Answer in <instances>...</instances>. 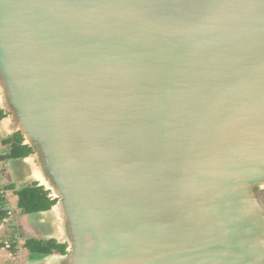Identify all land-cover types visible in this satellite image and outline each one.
<instances>
[{
  "label": "water",
  "instance_id": "95a60500",
  "mask_svg": "<svg viewBox=\"0 0 264 264\" xmlns=\"http://www.w3.org/2000/svg\"><path fill=\"white\" fill-rule=\"evenodd\" d=\"M0 109L71 248L26 262L259 264L264 0H0Z\"/></svg>",
  "mask_w": 264,
  "mask_h": 264
},
{
  "label": "trees",
  "instance_id": "16d2710c",
  "mask_svg": "<svg viewBox=\"0 0 264 264\" xmlns=\"http://www.w3.org/2000/svg\"><path fill=\"white\" fill-rule=\"evenodd\" d=\"M5 116V115H4ZM3 118V110L0 109V119ZM2 144L8 147V153L0 154V165L4 163L8 158H18L28 156L32 149L30 146L23 144V135L20 132L8 136L2 140ZM3 175L5 174V168L1 165ZM4 178V177H3ZM5 194L15 197L16 208L19 213H33L37 211L47 210L54 202L47 195V191L43 186H39L36 182L31 183L28 186L22 188H16L12 183H7L4 187ZM7 195V196H8ZM3 206L6 209H12L8 203V197L0 198ZM13 210V209H12ZM5 215V211H0V219ZM54 239L39 240L35 238L21 239L22 248L35 254H47L53 250V247L59 246L55 243ZM4 245L3 242L0 243ZM12 250H15V244H12Z\"/></svg>",
  "mask_w": 264,
  "mask_h": 264
},
{
  "label": "rangeland",
  "instance_id": "374dc122",
  "mask_svg": "<svg viewBox=\"0 0 264 264\" xmlns=\"http://www.w3.org/2000/svg\"><path fill=\"white\" fill-rule=\"evenodd\" d=\"M4 149H5V147L0 144V153H2ZM4 167H7V165L5 164ZM9 168H10V166L8 167V172H9L8 174L5 171L3 182L5 184H7L12 179V181H13L12 185L14 187L15 186H17V187L21 186V184H23V183H18L17 181L13 180ZM5 170H6V168H5ZM10 176H11V178H10ZM7 197H8V202L10 204V207L13 209L12 211H14V215H12L10 217L9 222L5 223L4 227L2 229H0V243L1 242H3V243L8 242L10 244L11 248L3 249L4 245L3 246L0 245V264H19V262L23 263L24 259L27 258V257H25L26 256L25 252H22V251L19 252V248L22 245L21 239L24 236H30L32 234L31 230H34L35 233H36V231L32 225L28 226V224L25 223V220L17 221V224L15 225L14 220H15V218L17 220V217H19L20 213H19L18 209L16 208L15 197L10 196V195H8ZM34 215H36V214H30L29 216H27V219L31 220L33 218V221L37 222L39 217H37V216L34 217ZM41 233L43 234V232H41ZM12 244H15V250H16L15 253L12 250ZM19 244H20V246H19ZM21 249H22V247H21ZM10 250L12 251L11 252L12 256H13V254L17 253L16 255H18V256H16V259H17V260L15 259L16 261L14 260V258L9 256ZM27 256H29V255H27ZM52 258H54V257H52ZM26 264H45V263L42 259H40L38 257L37 259H32L31 261H28Z\"/></svg>",
  "mask_w": 264,
  "mask_h": 264
},
{
  "label": "flooded vegetation",
  "instance_id": "af4514ba",
  "mask_svg": "<svg viewBox=\"0 0 264 264\" xmlns=\"http://www.w3.org/2000/svg\"><path fill=\"white\" fill-rule=\"evenodd\" d=\"M4 112H3V117H4ZM0 144H2V141L0 142ZM4 145V144H3ZM6 146V145H5ZM8 149V147L6 146L5 147V149L3 150V152L2 153H4V154H6V153H8V151L6 152L5 150H7ZM5 151V152H4ZM32 153V152H31ZM30 153V154H31ZM9 159V158H8ZM7 159V160H8ZM33 183V182H32ZM31 183H23V184H21V186H19V187H17V186H15V189L16 188H22V187H24V186H28V185H30ZM36 184L37 185H39V183L38 182H36ZM39 186H41V185H39ZM45 189V188H44ZM46 190V189H45ZM47 191V195L49 196V198L51 199V200H54V202L50 205V207L49 208H51L57 201H58V197H53L52 196V194H51V192L49 191V190H46ZM254 192H255V197L259 200V203H260V207H261V209H262V211H263V213H264V188L263 187H260V186H256V187H254ZM48 208V209H49ZM44 211V210H43ZM31 213H20L19 214V217H24V216H26L25 218H26V220L27 221H29L28 219H27V216H29ZM12 215H14V211H12ZM32 231V230H31ZM24 239H27V238H35V239H39V240H50V239H46V238H44V237H41L39 234H37V233H35V232H33L32 231V234L30 235V236H24L23 237ZM55 240V239H54ZM56 242V244H58L59 246H57V247H53V250L50 252V253H47V254H68V253H70L71 252V248L68 246V244L67 243H61V242H59V241H57V240H55ZM254 244L255 245H257L258 247H259V249H260V254H261V259H260V261H259V264H264V250H263V248H264V225H263V229H262V231L259 233V235H258V240H256L255 239V242H254ZM22 251H25V253H27V255H29L30 256V254H31V252H29V251H27L26 249H23L22 248ZM37 255H39V254H37ZM246 264H258V259H257V257H254L252 260H250L248 263H246Z\"/></svg>",
  "mask_w": 264,
  "mask_h": 264
},
{
  "label": "built area",
  "instance_id": "2783aa9c",
  "mask_svg": "<svg viewBox=\"0 0 264 264\" xmlns=\"http://www.w3.org/2000/svg\"><path fill=\"white\" fill-rule=\"evenodd\" d=\"M3 172L0 165V198H5L7 195L5 194L4 187L5 183L3 182ZM0 211H5V215L0 219V227H2L3 224L8 223L10 220V217L12 215V209H6L3 206V203L0 200ZM4 248H10V244L8 242H4Z\"/></svg>",
  "mask_w": 264,
  "mask_h": 264
},
{
  "label": "crops",
  "instance_id": "0c3cea01",
  "mask_svg": "<svg viewBox=\"0 0 264 264\" xmlns=\"http://www.w3.org/2000/svg\"><path fill=\"white\" fill-rule=\"evenodd\" d=\"M1 142V141H0ZM1 145H3V144H1ZM4 147H6L5 145H3ZM6 152L8 151V149L7 150H5ZM4 151V152H5ZM1 154V153H0ZM8 162H9V159L8 160H6V161H4V163L7 165V167H4V168H6V173L8 174L9 172H8ZM2 164V165H4L5 166V164ZM10 178H11V176H10ZM23 183H27V182H24L23 180H21ZM9 183H13V181H12V179L10 180V182H8V184ZM19 183H21V182H19ZM11 196V195H10ZM9 203V202H8ZM12 216V215H11ZM26 216H24V217H17V220H16V218H15V225L17 224V221H21V220H25V223H27L28 224V226L29 225H31L30 223H29V221H27L26 220V218H25ZM19 219V220H18ZM4 227V224L2 225V227H0V229H2ZM33 232H34V230H32ZM19 246H20V244H19ZM21 247H22V245L20 246V248H19V252H21L22 251V249H21ZM11 248V247H10ZM3 249H5L4 247H3ZM12 251L10 250V253H9V256H11L12 258H14V260L16 259V256H18V255H16V254H13V256H12V253H11ZM16 252V250H14V253ZM22 252H25V251H22ZM26 256L25 257H27V258H25L24 259V261H23V263H21V262H19V264H26L27 262V260L29 259V257L30 256H27V253L25 254ZM17 260V259H16ZM15 260V261H16Z\"/></svg>",
  "mask_w": 264,
  "mask_h": 264
}]
</instances>
